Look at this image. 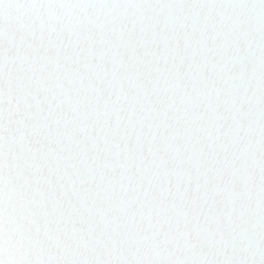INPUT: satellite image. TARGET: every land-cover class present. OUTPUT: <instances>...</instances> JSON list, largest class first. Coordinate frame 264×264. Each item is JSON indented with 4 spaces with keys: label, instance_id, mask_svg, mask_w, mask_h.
I'll list each match as a JSON object with an SVG mask.
<instances>
[{
    "label": "snow or ice",
    "instance_id": "6c2138e0",
    "mask_svg": "<svg viewBox=\"0 0 264 264\" xmlns=\"http://www.w3.org/2000/svg\"><path fill=\"white\" fill-rule=\"evenodd\" d=\"M0 264H264V0H0Z\"/></svg>",
    "mask_w": 264,
    "mask_h": 264
}]
</instances>
